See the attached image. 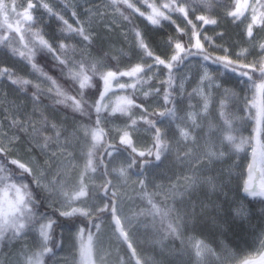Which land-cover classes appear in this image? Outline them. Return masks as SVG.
<instances>
[{
  "label": "trees",
  "instance_id": "16d2710c",
  "mask_svg": "<svg viewBox=\"0 0 264 264\" xmlns=\"http://www.w3.org/2000/svg\"><path fill=\"white\" fill-rule=\"evenodd\" d=\"M27 2L28 0H15L17 9L22 11L27 7ZM32 2L37 7L31 10L33 26L31 31L25 30V42L31 47V32H39L55 51L37 49L33 62L41 69L38 72L32 69L26 59L13 54V47L22 48L15 33L9 37L10 47L0 45V69H8L13 74L12 78L30 81L28 85L19 86L12 84L7 75L0 77L1 104H5L6 101L2 99L3 90H17L27 99L20 115L8 114L3 119L5 127L0 126V133L6 138V142L0 138V146L6 149L7 158L18 159L31 167L34 176L25 173L23 181L32 191L35 199L34 210L56 221L49 246L55 243L57 247L54 248V255L44 257L45 264H79L77 231L82 227L85 228V238L89 232L93 234L97 264H136L126 242L116 231L111 209L106 212L96 211L98 207H103L104 203L113 199L116 214L127 232V241L132 245V250L141 264H197L192 248L196 240L209 246L227 264H239L240 261L258 258L264 253V197L249 196L244 190L249 176V164L252 162L251 150L246 147L244 151L236 152L231 146L222 143L226 132L220 117L223 102L224 111L232 119V134L236 136L237 142L241 138L250 137L255 122L249 118L250 112L245 110L244 97L248 96L251 100L252 92L239 83L242 79L240 76L224 69L222 64L213 63L217 56L225 55L224 49L228 50L227 55L239 63L252 64L264 59L261 57L259 47L260 44H264V23L253 25V34L249 37L248 22L228 15L230 11L235 10L237 0H187L185 5L188 10L187 20L180 13H172L171 20H162L161 24L156 26L150 24L139 13H133L120 5L121 11L128 16V19H125L124 15L111 6V0H32ZM149 2L160 3L161 0ZM43 3L49 5L52 13L42 6ZM259 4H264V0H259ZM78 6L83 7L78 10L80 16L74 12V8ZM136 6L141 11L150 12L144 0H137ZM262 12L264 7H261L259 14ZM201 15L215 19L217 23L205 25L196 19ZM65 20L73 28L83 27L90 40H84L76 33H68ZM188 20L197 26L201 43L210 59L205 61L202 55H189L182 63L201 59L204 63H210L217 68L221 79L219 87L213 89L215 100L207 115L201 117V126L195 134L197 141L183 143L179 140L176 129L177 111H180L176 74L182 63L173 66L172 82L169 85L167 82L169 70L163 65L155 64L153 58L143 54L137 46L135 32H141L154 55L167 61L172 55V47L168 43L170 39L173 41L180 39L187 44L192 34V24H189ZM178 28L187 34L182 35L177 31ZM204 37L208 39L205 40ZM61 43L68 45L67 55L62 54L60 50ZM245 49L247 50L245 54L237 57V54ZM192 51L196 52V49L193 48ZM58 55L69 59V63L81 60L85 64L95 63L100 72L128 71L137 64L145 66L146 74H142L143 79L135 89H120L113 82L112 92L109 93L112 102L117 96H131L141 105L140 108L131 110V118L120 113L110 114V108L108 111L102 110L100 127L105 135L102 145L95 150L93 159L94 163L98 164L103 158L104 165L98 166L95 173L89 172L85 176L89 195L83 200L91 204V217L60 216L57 209L61 208L62 198L38 186L34 180L43 156L49 155L57 143L50 144L46 150L42 149V154L40 150L42 136L35 135L33 126L37 129L45 127L46 118L48 130L42 135L54 136V130L50 125L56 124L61 137L68 133V123L80 127L84 142L80 147L81 151L74 155L69 167L70 177L66 186L68 188L78 183L86 162V154L91 147L90 137L84 134L85 128L90 130L95 127L94 109L90 115H81L74 112L71 107L56 103L58 97L55 88L46 77H51L70 95H75L78 88L67 79V70L55 58ZM147 65L152 67L149 69ZM118 79L124 83L133 82V78L129 77ZM39 81H43V85H40ZM95 83L96 87L86 90L85 93L84 99L89 104L99 99L97 89L102 92L104 88L99 77L95 78ZM226 89L229 90L227 97ZM145 92L149 93L147 97L144 95ZM165 92L169 94L168 103L164 100ZM109 103L111 107V102ZM167 110H174L176 117L173 119L167 114L164 117L158 115L162 111L167 113ZM254 112L255 109H252L251 113ZM141 116L156 122V127L160 128L169 145V151L162 156L160 164L154 161V156L142 158L119 143L120 136L124 131H128L133 145L139 151L152 148L155 129L140 119ZM131 119L137 121L134 126H131ZM21 124L24 125L23 128L20 127ZM122 127L125 129L121 130ZM204 133L206 135L203 140L200 134ZM201 143H203L201 146H195ZM108 145L115 147L111 157L104 151ZM190 147L191 158L184 159V154ZM207 148H212L222 155L209 161L205 157ZM133 158L136 164L127 170L126 177L118 178L112 172L113 167L119 165L127 167ZM144 159L153 162L144 165L142 163ZM10 167L15 168V165ZM257 167L261 166L257 164ZM256 177L258 181L259 172H256ZM186 178L198 180L195 187L189 189L187 193L183 187L187 183ZM107 180H111V185L108 195L105 196L101 186ZM141 180L144 182L143 187ZM113 191L116 193L114 198L111 196ZM149 196L159 206L172 210V220L179 223L177 235H168L161 228L159 217L154 219L147 214ZM96 224L100 225L99 231L94 226ZM35 230L38 228L31 231ZM29 232L25 230L20 236ZM20 236L13 239L11 233H8L0 240V253L9 250L10 246L14 247V241ZM100 257H103V260Z\"/></svg>",
  "mask_w": 264,
  "mask_h": 264
},
{
  "label": "snow or ice",
  "instance_id": "6c2138e0",
  "mask_svg": "<svg viewBox=\"0 0 264 264\" xmlns=\"http://www.w3.org/2000/svg\"><path fill=\"white\" fill-rule=\"evenodd\" d=\"M259 3V0H257ZM137 0H111V6L121 15L124 13L120 9V5H123L126 9H130L133 13H139L140 16L145 17L150 24L156 26L160 25L162 20H171L172 13H180L184 18L188 19V10L185 6L187 0H161L160 3L149 2V0H144L146 7L150 9V12L141 11L139 7L136 6ZM49 13H52V9L47 3L42 5ZM250 5L248 0H237L235 5V10L230 11L228 15L232 16L234 19H239L240 16L244 14V11ZM37 7L32 0H28L27 7L23 8L22 11L17 9L15 0H0V45L10 47L11 42L9 40L10 35L15 33L19 37L20 44L22 48L13 47V54H18L22 59H26L31 67L35 71H41L38 65L33 62L34 56L37 49H46L49 52H54L52 45L44 39V37L39 32H31L32 46L30 47L28 43L25 42V30L31 31L33 26V15L31 10ZM264 7V4H261ZM125 19H128L127 15H124ZM196 19L202 21L203 24H216L215 19H210L206 16H198ZM189 24H192L191 20H188ZM257 23H264V12L260 13L259 16L256 14V9L253 8L252 23L249 24L247 28V34L249 37L252 36L253 30L252 26ZM64 24L67 26L66 31L68 33H76L81 36L84 40H90V36L85 33L83 27L73 28L72 25L68 24L65 20ZM178 32L182 35H186L183 29L178 28ZM137 46L142 50L143 54L147 57L153 58L155 64L163 65L169 70V80L167 81L169 85L172 82V68L177 63H182L184 59L189 55H202L205 61L210 59V55L204 50V45L201 43L200 32L195 24H192V34L188 38V42L183 43L180 39L175 41L169 40V46L172 47V55L167 61L154 55L153 51L150 49L149 45L146 43L145 38L141 32H135ZM207 40V37H204ZM261 49V57H264V44L259 45ZM196 49L193 52L192 49ZM60 50L62 54L67 55L68 45L61 43ZM224 56H217L213 63L222 64L224 69L229 70L242 79L239 81L240 84L244 85L249 91L252 92L251 100L248 96L244 97L245 100V110L250 112L251 119L254 120L255 124L253 127V134L248 138H241L237 142L236 136L232 134L233 122L230 116L224 111V103L221 102L220 117L222 118L225 126L226 134L223 136L222 143L227 146H231L236 152L244 151L246 147L250 148L252 155V162L249 164V181L245 185V192L252 197L260 196L264 197V59H261L257 63L244 64L239 63L238 60L234 61L229 55H227L228 50L224 49ZM247 50H242L237 54V57L245 54ZM59 64L64 65L67 75V79L71 81L73 86H78L77 93L75 95H70L62 90V88L52 80L51 77H46L51 81V84L55 88V94L58 97L56 100L57 104H63L65 106L71 107L74 112H79L81 115L91 113L94 109L96 113L95 127L90 130L85 128V136L90 137L91 147L86 154V162L84 164L83 171L80 174L78 183L68 188L65 183L54 177L52 180L48 181L46 185H43L51 194L61 197V208L57 209L59 215L65 218H73L77 216L91 217L92 210L89 207L84 206L85 201L83 198L89 195L88 185L85 182V176L87 173H95L97 167L104 165V160L101 158L99 163H94V152L98 146L102 145L103 137L105 135L103 129L100 127L101 123V113L103 111H108L110 108V114L120 113L121 115H129L131 118V110L133 108H140L141 105L135 102V99L131 96H117L114 102L111 101L109 93L112 92L113 82L120 89L132 88L135 89L137 84L143 79L142 74H146L145 66L142 64H137L131 67L128 71L119 70H107L106 72H100L98 66L93 64H85L81 61H72L69 63V59L61 58V56L55 57ZM150 69L152 65H147ZM239 69V71H238ZM43 74V73H42ZM7 75L11 79L12 84L24 86L30 83L27 79L22 78H12L13 74L8 71V69H0V77ZM46 75V74H44ZM99 77L103 81V91H98L99 99L95 100L93 103L89 104L87 100L84 99L86 90L96 87L95 78ZM119 77H129L133 78V82L124 83L119 81ZM246 78V79H244ZM204 79H210L208 77L207 71H205L204 76L201 78V82ZM219 87V85H216ZM211 87V84L209 85ZM37 88L39 86L37 85ZM52 90L51 88L49 89ZM159 91V90H157ZM202 94V90H201ZM145 97L149 95L148 92L144 93ZM226 97L229 95V90H225ZM235 95V93H231ZM165 103L169 101V94L165 92L164 94ZM111 102V107L110 103ZM209 103L208 98L204 97L203 109L207 112ZM255 109L254 114L251 110ZM167 114L169 118H175L176 113L174 110H167V113L162 111L158 115L164 117ZM45 119V127L37 129L33 126V132L36 136H42L41 147L43 150L49 148L50 144H59L61 132L58 130L56 124H51L50 127L54 130V136L42 135L43 132L48 130V122ZM145 123L149 124L150 127L155 129V136L153 140L152 148L147 151H139L132 142V138L128 131H124L120 136L119 143L131 149L132 153H136L140 157H152L154 156V161L157 164L162 163V156L169 151V145L165 140L164 135L161 133L160 128L156 127V122L148 119L146 116H141ZM189 119L193 121L195 125V115H190ZM15 122V121H14ZM135 119H131V126L136 124ZM21 128L24 127L23 124L20 125ZM179 135L181 140L185 143L188 141L194 142V137L191 131L186 128H181L179 130ZM115 147L113 145H108L104 151L108 157H111ZM6 149L0 146V240H3L8 233H11V238L15 239L20 236L25 230L31 231L38 228V233L40 237V250L33 252L30 256L26 257L25 264H45L44 257L46 255H54V248L57 244L53 243L49 246L50 241H52L53 236V225L56 223L51 217H45L43 214L38 213L34 210L35 199L33 198L32 191L29 189V185L24 183V174L33 175V170L27 164L21 162L18 159H9L6 157ZM55 154V153H53ZM222 153H217L215 150H209L205 153V157L211 161L214 157H218ZM191 153L185 152L184 159H190ZM153 161L144 159L142 163L147 165ZM136 164V160L133 158L129 161L127 168L120 167L119 169H114L118 177H126L127 170L132 168ZM259 164L261 167H257ZM10 165H15V168H11ZM106 167V165H105ZM16 169L20 171L17 172ZM259 172L258 182H253L256 180L255 173ZM107 174V173H105ZM60 173H57L59 176ZM187 183L183 186L185 193L189 189L194 188L198 180L195 178H186ZM35 183L41 186V181L35 179ZM141 187H143V181L141 180ZM111 185V180H107L102 186L101 190L105 196L108 195L109 186ZM114 198L116 196L115 191L111 193ZM149 208L146 210L148 215H151L154 219L159 217L161 228L168 235H177L179 230V223L174 222L171 218L172 210L166 207H161L153 201V199L148 197ZM111 209L113 219L116 224V231L119 232L120 236L127 241V232L121 225V219L117 216V209L114 199L108 203H104L103 207H98L96 211L106 212ZM143 214V213H142ZM96 230L99 231L100 225H94ZM86 227V226H85ZM78 240V253H79V264H97V253L96 246L93 239V234L88 233L85 238V228H79L77 231ZM129 248L132 247L131 244L128 245ZM194 249V255L198 261H202L207 255H211L212 250L209 249L202 241H196L192 244ZM132 255L135 257L136 253L133 251ZM103 260V257H100ZM136 264H141L139 258L136 259ZM239 264H264V253H261L258 258H248L240 261Z\"/></svg>",
  "mask_w": 264,
  "mask_h": 264
},
{
  "label": "rangeland",
  "instance_id": "374dc122",
  "mask_svg": "<svg viewBox=\"0 0 264 264\" xmlns=\"http://www.w3.org/2000/svg\"><path fill=\"white\" fill-rule=\"evenodd\" d=\"M243 3V0H240ZM248 4L250 5L247 10L244 11V14L240 16V20L243 22L251 23L253 8L256 9V14L259 15L261 5L256 0H249ZM79 9H83V7L74 8V12L77 16H80ZM83 11V10H82ZM74 13V14H75ZM74 15V16H76ZM205 71H207L208 77L210 79H204L201 82V78L204 76ZM177 78V85H178V98L180 101V107L177 111V124L176 129L178 132V138L181 142V137L179 135V130L181 128H186L191 131L192 136L194 137V142L197 141L196 138V131L201 126V117L207 115L208 110L210 109L211 104L215 99L213 89L216 88V85H219L220 82V75L217 68L213 67L210 63H204L203 60L192 59L188 60L181 64L178 73L176 74ZM40 85H43V81H39ZM211 84V87L209 85ZM116 86V84H114ZM202 90V94H201ZM204 97L208 98V109L207 112L203 109L204 104ZM2 99L6 100L5 104H1L0 101V126L5 127V120L6 116L9 114L13 115H20L22 112V106L27 101L26 96L23 95L21 92L17 90H9L4 91ZM195 115L196 123L193 124V121L189 119L190 115ZM69 126L67 128L68 133L63 135L59 141V144H56L55 148L50 152L49 155H44L42 162L39 164V170L36 179L41 181V186L46 185L48 181L52 180L54 177L62 180L67 186L69 182V167L74 159V155L77 152L81 151V145L83 141V135L81 134L80 127L73 125L72 123H68ZM125 127H122L121 130H124ZM0 138L6 142V138L1 136ZM204 134H200V138L204 140ZM193 141H188L190 143ZM185 143V142H183ZM201 144L195 145L196 147L201 146ZM42 153V148H40ZM213 150L212 148L206 149V151ZM188 152L192 153L191 147L188 149ZM55 153V154H53ZM43 154V153H42ZM199 158H201L199 156ZM117 167V168H116ZM113 167L112 172L117 176L114 169H119L123 167L122 165ZM127 168V167H125ZM60 173L57 176V173ZM249 175V172H248ZM256 176V173H255ZM118 177V176H117ZM121 178V177H118ZM124 178V177H123ZM249 181V176H248ZM247 181V182H248ZM257 181L256 180L253 181ZM45 188V187H44ZM46 189V188H45ZM90 202H85L86 207H91ZM115 221V220H114ZM116 225V224H115ZM35 238V239H34ZM124 240V238L122 237ZM125 241V240H124ZM197 241V240H196ZM194 241V242H196ZM127 244L128 241H125ZM193 242V243H194ZM40 237L38 230L30 231L29 233L23 234L19 238L14 241V247L10 246L9 250H6L0 253V264H25L26 257L30 256L33 252L40 250ZM206 245L205 243H203ZM207 246V245H206ZM211 249L209 246H207ZM212 250V249H211ZM194 251V249H193ZM133 253V250H130ZM207 255L202 261H198L197 264H211L213 262H218L219 264H227L224 259H221L220 255L214 253ZM133 259L136 261V256L132 255Z\"/></svg>",
  "mask_w": 264,
  "mask_h": 264
},
{
  "label": "water",
  "instance_id": "95a60500",
  "mask_svg": "<svg viewBox=\"0 0 264 264\" xmlns=\"http://www.w3.org/2000/svg\"><path fill=\"white\" fill-rule=\"evenodd\" d=\"M249 1V0H248ZM129 245V244H128ZM129 247V246H128ZM130 250H132V248H130Z\"/></svg>",
  "mask_w": 264,
  "mask_h": 264
}]
</instances>
